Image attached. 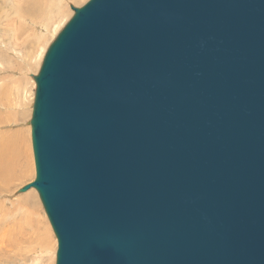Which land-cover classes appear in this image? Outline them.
I'll return each instance as SVG.
<instances>
[{
    "label": "water",
    "instance_id": "water-1",
    "mask_svg": "<svg viewBox=\"0 0 264 264\" xmlns=\"http://www.w3.org/2000/svg\"><path fill=\"white\" fill-rule=\"evenodd\" d=\"M36 83L56 264H264V0H90Z\"/></svg>",
    "mask_w": 264,
    "mask_h": 264
},
{
    "label": "rangeland",
    "instance_id": "rangeland-1",
    "mask_svg": "<svg viewBox=\"0 0 264 264\" xmlns=\"http://www.w3.org/2000/svg\"><path fill=\"white\" fill-rule=\"evenodd\" d=\"M38 1L36 5L33 0H0V146L7 143L18 154V140L28 143L27 158L17 155L15 177L0 194V264H56L58 241L37 191L19 194L36 179L30 125L36 92L33 77L39 74L48 48L74 16L71 7L82 8L90 0ZM3 154L8 165L12 154ZM7 212L14 214L10 232L6 231Z\"/></svg>",
    "mask_w": 264,
    "mask_h": 264
},
{
    "label": "bare ground",
    "instance_id": "bare-ground-1",
    "mask_svg": "<svg viewBox=\"0 0 264 264\" xmlns=\"http://www.w3.org/2000/svg\"><path fill=\"white\" fill-rule=\"evenodd\" d=\"M37 2L39 3V1L38 0H33V3H35L36 5H38L37 4ZM42 3V2H41ZM40 4V3H39ZM27 9V8H26ZM25 9V10H26ZM30 9H31V7H30ZM34 9V8H33ZM39 10H40V7H39ZM32 11H35V10H32ZM41 11V10H40ZM26 12H27V10H26ZM36 12V11H35ZM31 13H33V12H31ZM29 14H30V10H29ZM34 14V13H33ZM35 14H37V13H35ZM32 15V14H31ZM35 16H37V15H35ZM38 18V17H37ZM38 20V19H37ZM42 52V51H41ZM5 106V105H4ZM18 139V138H17ZM18 141H20V143L16 146V149H17V151H18V154H19V157H21V159H23V160H25L26 158H27V156H28V154H25V152H24V150L26 149V147H28V143H27V140L26 141H24L23 139H20V140H18ZM0 148H2V152L3 153H5V154H7V155H10V154H12L11 156H10V162H9V164L8 165H5V163H4V161H3V159H4V154L3 153H1L0 152V182H3V186L0 184V194H2L3 193V187L5 186V184L8 182V181H10L11 179H13L14 177H15V163H16V160H17V152L15 151V149L13 148V149H10L9 147H8V144L7 143H3L1 146H0ZM2 212V209H1V207H0V213ZM40 214H41V209L40 208H38V212H37V215L40 217ZM14 216V214H9L8 212L6 213V217H7V219H6V221H7V223H8V225H7V228H6V231H9V226H10V224L12 225V223L10 222V220H11V218ZM41 221V220H40ZM14 223V222H13ZM18 225V224H17ZM16 225V226H17ZM12 227V226H11ZM13 228V227H12ZM11 230V229H10ZM5 231V232H6ZM14 231H15V226H14ZM13 231V232H14ZM10 232V231H9ZM8 232V233H9ZM12 232V233H13ZM17 232H19V231H17ZM15 233H16V231H15ZM9 235V234H8ZM16 235H18L17 233H16ZM4 236H5V234H4ZM9 238V237H8ZM11 238H12V235H11V233H10V240H11ZM47 242L49 243L50 242V239H48L47 240Z\"/></svg>",
    "mask_w": 264,
    "mask_h": 264
}]
</instances>
